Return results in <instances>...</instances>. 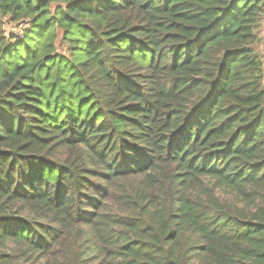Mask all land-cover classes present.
<instances>
[{"label":"trees","instance_id":"trees-1","mask_svg":"<svg viewBox=\"0 0 264 264\" xmlns=\"http://www.w3.org/2000/svg\"><path fill=\"white\" fill-rule=\"evenodd\" d=\"M263 18L0 0V264H264Z\"/></svg>","mask_w":264,"mask_h":264},{"label":"rangeland","instance_id":"rangeland-1","mask_svg":"<svg viewBox=\"0 0 264 264\" xmlns=\"http://www.w3.org/2000/svg\"><path fill=\"white\" fill-rule=\"evenodd\" d=\"M261 32H260V39L259 42L257 43V51L258 53L264 57V18L262 20V24H261ZM10 33L13 34H18L20 35V29L16 26L10 25L7 29ZM58 52H62L60 49L57 50Z\"/></svg>","mask_w":264,"mask_h":264}]
</instances>
